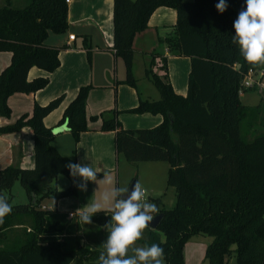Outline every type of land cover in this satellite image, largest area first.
Returning <instances> with one entry per match:
<instances>
[{
    "label": "trees",
    "instance_id": "obj_1",
    "mask_svg": "<svg viewBox=\"0 0 264 264\" xmlns=\"http://www.w3.org/2000/svg\"><path fill=\"white\" fill-rule=\"evenodd\" d=\"M226 2L227 10L219 13L218 0H112L111 48L123 64L121 82L135 86L132 38L146 27L157 6L175 11L172 34L159 40L173 54L189 58L186 91L181 95L168 80L166 58L150 53L144 75L157 89L158 98H139L125 110L159 113L157 124L122 127L114 108L88 117L100 118L99 129L113 130L114 151L125 160L168 162L165 181L174 188V203L170 208L159 207L161 217L155 229L162 238L152 232L146 240L149 246L155 243L163 248L164 264H184L183 244L195 233L210 237L203 253L207 264H225L231 252L236 264H264V132L250 139L241 134L242 126L244 133L253 121L263 120L264 96L253 106L243 105L238 96L241 73L248 67L264 70V66L248 63L232 42L233 22L245 0ZM66 26L64 0H26L20 6L2 0L0 50L10 51V61L0 70L1 116L10 112L9 94L46 84V76L27 79V70L34 65L51 71L58 65V47L46 45L44 39L48 32L60 33ZM155 56H159L158 72L151 68ZM89 87L77 88L57 121L66 122L74 142L88 128L84 105ZM60 98L55 96L45 104L33 102L30 113L0 125V133L29 126L33 155L32 167L0 168V195L12 205L0 223V264H79L84 258L90 259L87 264H98L104 250L79 244L76 236L70 238L73 224H67L63 213L41 208L44 198L74 195L78 190L67 168L70 162L76 163L74 150L70 156L60 154L50 143L51 128L42 122ZM57 173L69 179L64 188L51 187ZM15 179L26 202H11L8 191Z\"/></svg>",
    "mask_w": 264,
    "mask_h": 264
},
{
    "label": "crops",
    "instance_id": "obj_2",
    "mask_svg": "<svg viewBox=\"0 0 264 264\" xmlns=\"http://www.w3.org/2000/svg\"><path fill=\"white\" fill-rule=\"evenodd\" d=\"M2 0H0V3ZM112 0H69L66 3L67 26L60 33L48 32L44 43L58 47V65L51 71L37 66H30L26 77L46 76V84L34 91H15L9 94L6 102L10 112L8 116L0 115V125L13 121L23 112L30 113L33 102L45 104L51 98L61 95L59 103L42 117L45 126L52 128L57 124L62 110L74 96L77 88L89 84L85 99L84 113L88 128L81 131L74 142L68 128L53 133L50 143L62 155L70 156L74 150L76 163L90 164L98 171V182H89L87 192L79 189L74 195L61 196L56 199L44 198L41 205L65 215L67 224L72 223L75 233L78 232L77 221L69 220L78 211L98 201L102 192L104 172L115 173L118 153L114 151L113 130L99 129L100 118L89 119V115L97 114L104 109L117 110V119L122 127H150L161 120L159 113H135L125 109L136 105L139 98L156 99L158 94L148 93L142 97L136 86H130L120 80L124 77L123 64L120 58L115 57L112 44ZM175 11L173 8L160 5L155 7L148 16L146 27L136 32L132 38V66L135 76L144 75V68L149 60L150 53L154 51V39L159 40L173 32ZM73 33L72 39L67 34ZM161 41L162 50H156L166 57V72L171 87L175 93L185 94L189 58L170 52ZM137 50L138 57L135 58ZM10 51L0 50V70L9 63ZM182 62V63H181ZM181 63V66H180ZM132 68V69H133ZM245 101L240 98L243 105L253 106L260 102L249 93L254 89H244ZM257 93V92H256ZM61 124V123H60ZM6 165L18 167H32V137L29 126L24 125L16 131L0 133V168ZM57 173L54 177L56 189L64 188L68 177ZM64 178V179H63ZM74 180V178L72 177ZM80 182L79 177L75 178ZM116 186V185H115ZM161 202V200H159ZM72 212V216L67 213ZM76 222V223H75ZM64 235V232L59 236ZM80 240H83L80 238ZM81 244V241L79 242ZM94 247V246H93ZM205 248V243H201ZM184 248V246H183ZM182 248L184 264L187 258ZM70 263V262H69ZM68 263V264H69Z\"/></svg>",
    "mask_w": 264,
    "mask_h": 264
},
{
    "label": "clouds",
    "instance_id": "obj_3",
    "mask_svg": "<svg viewBox=\"0 0 264 264\" xmlns=\"http://www.w3.org/2000/svg\"><path fill=\"white\" fill-rule=\"evenodd\" d=\"M227 8L226 0H218L216 9L219 13ZM233 27L232 42L239 46L245 60L252 65L264 66V0H245V7L238 13ZM67 168L82 192H87L89 182L100 181L98 171L90 164L70 162ZM77 177L79 183L75 180ZM101 180L107 185L113 184V178L107 172ZM11 211L12 205L7 197L0 195V223ZM101 211H110L112 215L111 221L105 225L108 236L98 264H164V250L160 245L133 247L160 213L156 204L147 202V193L139 181L132 186L130 194L129 185L103 191L98 201L77 212L78 222L90 224L92 217ZM130 249L134 252L132 256L128 255Z\"/></svg>",
    "mask_w": 264,
    "mask_h": 264
},
{
    "label": "rangeland",
    "instance_id": "obj_4",
    "mask_svg": "<svg viewBox=\"0 0 264 264\" xmlns=\"http://www.w3.org/2000/svg\"><path fill=\"white\" fill-rule=\"evenodd\" d=\"M12 1L13 4L16 6L23 5L26 2V0H12ZM153 48L155 50L152 52H156V50H162L161 41L154 39ZM136 57H138L137 50L135 51V58ZM158 57L155 56L153 58V62L151 65V68L155 72L159 71ZM179 57L184 59L181 55ZM132 64L133 63L131 58L132 75L135 79L136 89L140 92L141 96L146 97L147 94L150 92L155 94L154 96H156L158 94L157 89L153 86L151 81L146 76L143 77L137 74L135 76L134 74L135 68H133ZM255 91L257 93L252 92L249 93V95L251 97H255V99L258 96L260 97L264 96L262 92L258 90ZM245 95L246 93H244L243 90H238L239 98H241L244 101L246 100ZM260 115L263 116V120L259 121L258 118L255 121H253L254 123L249 127L248 130H246V132L243 133L244 128L243 126L241 127V134H243L246 139H250L252 136H254L257 133L264 132V111H262ZM167 168H168V162L166 160L154 159V160L127 161L122 156V154L119 153L116 159V180L114 178L115 173H108L113 178V184L107 185L104 183L102 187L106 189H109L111 187H124L126 185H129L131 181H133V185L136 183V181H139L147 193V202L156 204L158 208L161 206L164 208H170L174 203L175 196H174L173 186L167 185L165 181ZM62 177H67V176L63 174ZM54 185H55V179L52 181L51 187L55 188ZM8 193L11 194L12 203L27 201L26 194L22 186L20 185L18 179H15L13 181L12 185L9 188ZM156 198H158V201L155 200ZM159 200H161V202ZM111 215L112 213L110 211H101L94 215V219L92 217V223L83 224L78 222V215L75 213L72 218H68V219L69 220L72 219L78 222L77 223L78 232L75 233L74 230L70 238L76 236L75 238L78 240V242L81 241L82 245H86L88 247L96 248V249H104L103 244L107 240V236H108V232L106 230L105 225L111 221ZM152 232L157 233L159 237L162 238V233L159 230L155 228H150L148 226L144 230L142 238L138 240L133 247L149 246L146 240L149 238ZM80 238H82L83 240H80ZM209 239H210L209 236L200 233L192 234L187 238V240L183 244L184 246L183 249L185 251L187 258V264H207V261L203 256L204 249L203 247H201V243L204 242L206 245ZM128 255L132 256L134 255V252L130 249ZM89 262H90L89 258L88 259L84 258L79 264H87ZM69 264H76V263L74 261H71ZM225 264H236L233 252H231L229 255L226 256Z\"/></svg>",
    "mask_w": 264,
    "mask_h": 264
},
{
    "label": "built area",
    "instance_id": "obj_5",
    "mask_svg": "<svg viewBox=\"0 0 264 264\" xmlns=\"http://www.w3.org/2000/svg\"><path fill=\"white\" fill-rule=\"evenodd\" d=\"M67 3L69 0H64ZM73 33L67 34V39H72ZM234 68H237V64H233ZM245 88H252L258 90L264 95V70L260 67H248L241 73L238 90H244ZM43 207V205H41ZM68 216H72V212L67 213Z\"/></svg>",
    "mask_w": 264,
    "mask_h": 264
},
{
    "label": "water",
    "instance_id": "obj_6",
    "mask_svg": "<svg viewBox=\"0 0 264 264\" xmlns=\"http://www.w3.org/2000/svg\"><path fill=\"white\" fill-rule=\"evenodd\" d=\"M64 128H66V122H65V121L62 122V123L59 124V125H56V126L52 127V128H51V131H52L53 133H55V132H58V131H60V130H62V129H64ZM132 185H133V181H131V182L129 183V194H130V191H131V189H132ZM160 217H161V213L157 214V215L154 217L153 221L149 224V227H150V228H155L156 225H157V222H158L159 219H160Z\"/></svg>",
    "mask_w": 264,
    "mask_h": 264
}]
</instances>
